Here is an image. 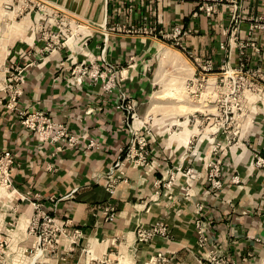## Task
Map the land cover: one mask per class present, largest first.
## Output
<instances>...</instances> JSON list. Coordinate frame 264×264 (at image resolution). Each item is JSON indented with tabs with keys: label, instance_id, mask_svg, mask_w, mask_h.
<instances>
[{
	"label": "crops",
	"instance_id": "0c3cea01",
	"mask_svg": "<svg viewBox=\"0 0 264 264\" xmlns=\"http://www.w3.org/2000/svg\"><path fill=\"white\" fill-rule=\"evenodd\" d=\"M71 2L57 6L70 8L71 13L84 8L83 16L59 15L54 21L36 17L32 31L4 52L0 158L6 152L13 155V185L0 187V263L29 264L27 253L35 242L29 227L33 203L39 202L59 221H70L69 235L75 229L83 233L70 254L69 236L63 238L67 261L58 264L83 262L85 248L95 256L114 252L139 263L163 251L174 258L172 264H206L210 251L216 249L236 264H262L264 168L255 167V162L256 155L264 157V97L249 107L240 143L226 148L223 188L216 191L208 183L207 168L216 139L210 130L201 133L198 125L191 127L182 120L212 110L189 99L188 81L186 103L192 111L181 114L155 108L159 70L152 77L151 69L152 58L157 53L161 57L164 49L158 32L173 27L190 31L181 41L183 53L192 57V77L208 63L214 76L226 68L239 70L242 62L247 69H264V33L250 36V26L264 15V0H226L211 17L200 12L204 0ZM61 24L65 27L59 32ZM46 29L52 33L48 40L43 37ZM51 41L53 48L46 50ZM83 64L99 67L103 78L78 80ZM17 67L23 79L18 84L21 94L15 107L9 108L17 86L11 75L18 73ZM110 69L118 72V84L106 91ZM122 96L137 105L135 120L117 109ZM20 112L45 113L53 123L66 127L69 136L77 137V145L71 148L44 139L22 124ZM146 128L151 129L149 166L125 163L126 181L111 196L106 189L109 174L124 158L121 150L131 145V130ZM195 135L200 140L192 153L188 144ZM220 140L225 142V137ZM235 176L240 183L232 182ZM109 205L116 211L113 223L106 222L103 214ZM198 211L209 225L205 248L199 247L195 232ZM158 222L168 227L170 239L136 243L139 225L152 228Z\"/></svg>",
	"mask_w": 264,
	"mask_h": 264
},
{
	"label": "built area",
	"instance_id": "2783aa9c",
	"mask_svg": "<svg viewBox=\"0 0 264 264\" xmlns=\"http://www.w3.org/2000/svg\"><path fill=\"white\" fill-rule=\"evenodd\" d=\"M205 4L200 7V12H204L209 17L213 16L218 11V4L226 0H204ZM59 19L58 16H53L54 19ZM49 24L54 25L55 23ZM58 25V24H56ZM64 24L59 26V32L63 31ZM264 33V15L256 19V21L250 26V36H254L255 32ZM52 33L49 29L43 31V37L49 39ZM190 34V31L183 29L182 27H173L167 31H159V38L167 43L171 44V47L178 49L182 52V37ZM48 35V36H46ZM47 37V38H46ZM53 37L59 38L58 34ZM236 40V39H232ZM252 46L255 47L254 44ZM53 48L52 41L46 46V50ZM189 59L191 55L186 54ZM225 67V66H224ZM223 67V68H224ZM212 65L206 64L200 68V71L188 80L187 90L194 101H198L204 105V109H211L212 111H197L194 114H190L187 120L192 122H200L202 117V124L205 121H211L210 136L216 141L212 147L213 159L208 162V183L210 187L216 191L223 188L222 182V168H223V156L225 155L226 148L229 146L237 145L240 143V138L243 131H245V119H247L249 113V107L254 102L259 101L264 97V69L261 67L247 69L245 63H241L240 69L233 71L230 68L223 69V73L220 75H210ZM80 77L78 80H82L84 77H90L95 80L103 78L104 72L99 67H88L83 64L79 67ZM16 75L12 74L11 79L17 83L15 88L12 104L9 103V108H14V104L17 97L21 94L18 84L23 83L20 69L17 67ZM117 71L110 69V76L105 86L106 91H113L116 88ZM199 94V95H198ZM255 99V101L252 99ZM137 105L128 97L122 96L117 109L127 113L128 120H135L137 118ZM212 112V113H210ZM22 124L29 130L37 132L41 137L46 140H50L52 143H62L68 147H75L78 143V138L75 136H69L67 128L62 125H56L52 120L43 112L25 113L20 112ZM192 118V119H191ZM198 118V119H197ZM205 128L201 133H204ZM133 140L128 149H122L124 158L118 161L115 167L109 174V182L107 185L108 193L113 196L118 188L120 182L126 181V174L123 170L125 163L134 167H148L150 164V153L148 151L149 137L151 136V129L146 128L144 131L131 130ZM220 137H225V142L220 140ZM200 135L194 136L189 144L188 150L194 153L197 145L199 144ZM225 144V145H224ZM90 146H94V143H90ZM65 147H60L58 150H63ZM13 164V155L10 152L4 153L0 158V187L3 189H11V166ZM255 167L264 168V157L256 155ZM191 173V171H188ZM232 182L240 183L239 177L232 178ZM189 195L186 194V198ZM34 214L31 219L29 233L35 237L34 246L29 249L28 252L31 255H40L36 264H58L59 262L67 261V254H64L61 249V242L64 237L69 236L70 246L68 248V254L73 253L78 246L79 241L82 239L83 233L81 229L73 230V234L69 235L68 228L70 221H59L50 213L43 209V205L39 202H34ZM202 207H199L201 210ZM105 221L113 223L116 220V211L113 206H108L104 211ZM195 232L198 239L200 248H205L209 241V225L204 220L202 211L197 212L195 220ZM156 238L170 239L171 235L168 227L161 222H158L152 228H147L143 225H139L136 231V243L139 244H151ZM85 258L83 262L78 264H172L174 258L163 251H157L152 254L146 261L139 263L137 261H128L120 253H108L103 256H95L91 253V248L83 249ZM206 264H236L233 259L225 258L220 255L219 251L214 249L210 251ZM205 264V263H202ZM264 264V262L262 263Z\"/></svg>",
	"mask_w": 264,
	"mask_h": 264
},
{
	"label": "rangeland",
	"instance_id": "374dc122",
	"mask_svg": "<svg viewBox=\"0 0 264 264\" xmlns=\"http://www.w3.org/2000/svg\"><path fill=\"white\" fill-rule=\"evenodd\" d=\"M72 1V2H71ZM79 0H58L57 5H69L70 2L77 3ZM84 1V0H83ZM116 0H107V2L112 3ZM52 3H55V0H0V88L3 87L2 84V64L5 60L4 52H6L8 47H10L13 42H15L17 39H20L22 36L25 37L26 33L28 31H32L33 29V23L35 22V18L37 17H43L45 21L49 19H53V16H62V15H69L73 17H80L83 16L80 11L84 12V8H79L77 11L74 10V13H71L70 8L68 10L64 8H60L57 5H53ZM80 15V16H79ZM32 19V21L30 20ZM19 26H24V28H19ZM45 27V26H44ZM162 49L166 46L171 47L170 43H167L162 40ZM174 49V48H173ZM181 53V60L180 64L178 65H171L170 63L166 62L164 59H160L159 54L157 53L152 59V69H151V75L154 77V74L157 73V75H161V80L163 83V86L165 83H171V79H186L184 83V87L186 88V83L190 79V73L193 72V65L190 59L183 53L182 51L178 49H174ZM173 50V51H174ZM177 66V67H176ZM192 66V68H191ZM190 67V68H189ZM182 76V77H181ZM179 77V78H178ZM162 85V84H161ZM161 85L157 86L154 91L160 92L164 90V87L161 89ZM8 87V86H7ZM177 91L179 94H173V98L175 99V96L177 95H183L182 98L186 99V91L184 90V93H182V89ZM168 93V92H167ZM170 94V93H169ZM199 95V94H198ZM189 99L192 98V95L188 94ZM257 98L252 99V101ZM193 100V99H192ZM172 101V102H171ZM194 101V100H193ZM168 102H170V105H175V100H168L161 102V107L159 108L162 111H167ZM197 102V101H194ZM191 107V106H190ZM180 109H175L173 112H178ZM189 113V112H187ZM212 113V112H210ZM187 116V115H186ZM184 117V116H183ZM188 117H185L182 119L183 121L186 120ZM192 119V118H191ZM198 119V118H197ZM202 117L200 118V122H195L194 120L190 122V126L194 127L198 125L200 128V125L202 124ZM183 121H177L179 122L178 125L182 124ZM188 121V120H187ZM186 122V121H184ZM211 121H205V123L201 126V129H210ZM6 248V247H5ZM29 264H34V260L32 258V255L30 252L27 253ZM3 264V263H0Z\"/></svg>",
	"mask_w": 264,
	"mask_h": 264
},
{
	"label": "bare ground",
	"instance_id": "6f19581e",
	"mask_svg": "<svg viewBox=\"0 0 264 264\" xmlns=\"http://www.w3.org/2000/svg\"><path fill=\"white\" fill-rule=\"evenodd\" d=\"M181 56H182L181 53H179L177 51H173L169 47H165L161 52L160 59H162V60L164 59L166 62L175 66V65L180 64ZM192 75H193V72L191 71L190 78L192 77ZM160 78H161V75L160 76L158 75L157 82H156L157 85H161V83H162V80H160ZM185 80L182 78L174 79V80L171 79V84L168 85L165 83L164 86L162 83L161 89L164 87V90H162L160 92H156L154 94V97H153V102H154L153 104H154L155 108H162L161 102L168 101L171 99V100H175V105L172 106V105H170V102H168V107H167L168 111H174L175 109L176 110L180 109V111H178V112L181 114H184V113L186 114V112L192 111L193 108H191L187 105L185 98H182L183 95H178V96L176 95L175 99L172 96L175 93L176 94L180 93V91L178 92L177 89H179V90L182 89V93H184V90H186V88L184 87ZM39 257H40L39 254L38 255H32V258L34 260V264H36Z\"/></svg>",
	"mask_w": 264,
	"mask_h": 264
}]
</instances>
